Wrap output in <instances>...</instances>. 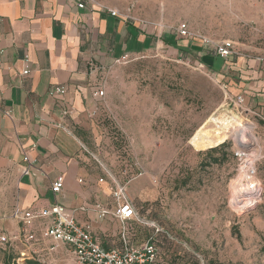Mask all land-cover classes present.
<instances>
[{"label": "rangeland", "instance_id": "rangeland-1", "mask_svg": "<svg viewBox=\"0 0 264 264\" xmlns=\"http://www.w3.org/2000/svg\"><path fill=\"white\" fill-rule=\"evenodd\" d=\"M126 1L120 15L160 23L161 40L186 23L190 38L185 44L198 54L179 56L159 41L100 75L105 93L93 121L100 150L93 145L84 151L92 162H101L103 166L97 164L104 172L106 164L126 189L140 185L131 201L135 218L121 225L110 214L105 233L99 229V241L120 246L124 228L136 246L152 238L160 264H264V120L255 108L238 105L236 97H231L234 102L227 99L226 88L200 54L214 55L217 43L230 40L235 58L264 57V0ZM239 124L252 126L253 140L246 137V144L257 159L254 181L261 191L248 209L233 203L240 200L234 152L242 147L232 134ZM216 131L227 135L224 148L210 153L190 144L196 133ZM106 181L113 188L111 178ZM111 202L114 212L116 203ZM51 245L32 242L27 257L19 255L17 262L77 264L66 246L58 244L48 252ZM21 250V242L0 243V264L5 254Z\"/></svg>", "mask_w": 264, "mask_h": 264}, {"label": "crops", "instance_id": "crops-1", "mask_svg": "<svg viewBox=\"0 0 264 264\" xmlns=\"http://www.w3.org/2000/svg\"><path fill=\"white\" fill-rule=\"evenodd\" d=\"M127 6L126 0H0V230L6 231L0 236L21 242L13 213L57 204L78 224L90 225L101 246L112 248L97 236L105 233L113 213L111 189L103 168L84 151L93 145L100 150L93 122L102 98L96 92L105 89L99 77L123 56L138 55L159 41L179 56L198 54L177 33L161 40L160 23L120 15ZM200 54L227 95L240 96L241 106L255 108L264 120V61ZM26 58L29 73L22 76ZM58 86L65 93L49 96ZM24 154L32 165L28 175L22 174ZM59 176L62 189L53 193L51 183ZM139 185L126 189L130 201ZM97 206L108 214L98 218ZM46 223L34 221L30 232L40 236Z\"/></svg>", "mask_w": 264, "mask_h": 264}, {"label": "built area", "instance_id": "built-area-1", "mask_svg": "<svg viewBox=\"0 0 264 264\" xmlns=\"http://www.w3.org/2000/svg\"><path fill=\"white\" fill-rule=\"evenodd\" d=\"M78 7L83 8V4H78ZM107 10L111 16L115 17L119 15L116 10ZM176 33L179 37L190 38V32L186 23H180L176 29ZM235 53L236 49L233 41L223 40L214 46V55L220 59L228 60L231 57H234ZM125 60H127V58L123 56L120 60H117V62L120 63ZM256 60L262 62L264 61V57H257ZM24 63L25 66L21 72L22 76H26L29 73V61L27 58L24 60ZM64 93L65 88L58 86L52 88L48 94L51 97H56L61 96ZM96 94L99 97H103L104 90L100 89ZM227 99L234 102L231 97ZM235 101L239 105L242 103V98L238 96L235 98ZM4 114L7 116L9 115L8 112H4ZM234 156L238 162L237 171L239 175L242 177L245 176L247 179L246 182L240 181L237 185L238 198L242 200L239 204L242 209H248L260 198L261 195L260 186L254 181L256 176L255 164L257 159L253 152L243 148L237 149L234 152ZM22 161L24 162L22 174L28 175L31 171L32 165L26 154L23 155ZM96 161L100 166H103L98 159H96ZM105 174L111 178L113 184V188H111V196L116 203V208L112 215L121 225H125L127 222L132 221L135 218L136 210L127 197L126 185L116 182L109 171L105 170ZM141 175L142 172L137 174V176ZM100 181H102V179ZM62 183V177H57L51 183V191L53 193L60 192L62 189ZM248 190L250 194L245 192ZM246 198L248 200H243ZM96 208L98 218H103L108 214L107 210L100 208V206H97ZM12 218L16 219L21 226V234L23 238L19 241H21L25 247V250L19 252V255L22 257H27L32 242L40 241L53 244L47 248L48 252L53 251L58 244L66 246L77 264H159L157 247L152 238L146 240L142 245L136 246L131 243L127 231L122 228L119 232L120 246L106 249L95 240L90 225L78 224L73 214L67 212L65 208L57 204L51 206L49 209L38 212L16 210L13 213ZM40 219L46 220L47 223L38 239L30 232V230L33 227L34 221ZM11 241H15V238L9 239L7 236H0V243L2 244L11 243Z\"/></svg>", "mask_w": 264, "mask_h": 264}, {"label": "bare ground", "instance_id": "bare-ground-1", "mask_svg": "<svg viewBox=\"0 0 264 264\" xmlns=\"http://www.w3.org/2000/svg\"><path fill=\"white\" fill-rule=\"evenodd\" d=\"M252 126L250 125H243V124H239L238 127H236L234 129V131L232 132V134L234 135L235 139L237 140V142L240 144V146L243 149H246L249 147L248 144H246L247 139L246 137H248L249 139L253 140V135H252ZM209 133V132H208ZM227 135L223 132H219L216 131L213 134H207L205 132L202 133H196L190 140V144L193 146V148L196 151H205L208 150L210 148H213L215 146H218L220 143L224 142V140L226 139ZM246 144V145H245ZM248 146V147H247ZM240 181H247V179L245 178V176H240L239 177ZM247 194L249 193L248 191H245ZM243 200H248L243 199ZM233 203H241L242 200H238V199H234ZM247 202V201H245ZM247 204V203H246ZM245 205V204H244Z\"/></svg>", "mask_w": 264, "mask_h": 264}, {"label": "trees", "instance_id": "trees-1", "mask_svg": "<svg viewBox=\"0 0 264 264\" xmlns=\"http://www.w3.org/2000/svg\"><path fill=\"white\" fill-rule=\"evenodd\" d=\"M225 146H226V144L224 142V143H222V144H220V145H218L216 147L210 148L208 150V152H210V153L215 152V151H217L219 149L224 148ZM212 161L215 162V163L217 162V160L215 158ZM7 244H9V246H10V243H7ZM8 249L10 250L11 248L8 247ZM263 251H264V246H263ZM18 259H19V252H18V254H15V256L13 254L12 255H9V254L6 255L5 254L4 258H3V264H19L17 262ZM25 259H26L25 262H24L25 264H41L37 260H31V259H28V258H25ZM158 263H159V261H158Z\"/></svg>", "mask_w": 264, "mask_h": 264}]
</instances>
